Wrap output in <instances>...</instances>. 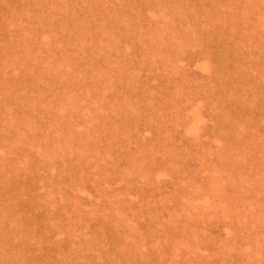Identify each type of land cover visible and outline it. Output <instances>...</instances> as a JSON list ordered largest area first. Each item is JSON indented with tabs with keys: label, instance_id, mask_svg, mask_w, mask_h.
<instances>
[{
	"label": "rangeland",
	"instance_id": "1",
	"mask_svg": "<svg viewBox=\"0 0 264 264\" xmlns=\"http://www.w3.org/2000/svg\"><path fill=\"white\" fill-rule=\"evenodd\" d=\"M0 1L47 7V3L67 0ZM70 1L79 8L95 1L122 6L115 10L103 5L101 9L117 20L119 30L129 38L118 32L107 34L95 25L84 30V38L96 34L106 46L97 42L101 48L66 50L62 41L37 45L27 38L17 40L13 32L17 21L14 16H3L4 28L9 30L4 42L12 45L23 41V52L30 51L33 57L26 59L27 63L36 61L42 66L25 65L8 53L0 57V76L15 78L24 68L65 74L52 75L54 103L49 114L25 118L29 105L38 109L47 106L34 89L50 88L48 77L36 81L34 89L20 84L19 102L6 105L24 120L0 121V221L4 222L0 224V239L16 246L27 240L30 246L24 255L30 254L29 250L35 254L43 251L54 264H122L110 262L111 256L134 264H219L217 252L234 233L231 221L216 215L223 212L222 205L211 202L221 195L211 182L220 171L215 155L226 148L216 119L220 108L212 98L218 76L216 64L185 36L165 32L155 37L149 33L155 27L163 30L160 22L168 25L172 2L178 0H136L138 4L133 5H125V0ZM220 1L218 9L232 12L247 0ZM126 11L142 18L144 28L132 33L136 28H127ZM256 15L262 16L264 11ZM58 29L64 32L66 27L59 23ZM237 34L236 42L264 40V32L254 34L249 25L240 26ZM48 39V29L42 30L38 41L46 44ZM168 41L176 50L166 47ZM233 47L232 53L243 62L258 57L259 68L253 73L264 79V48L242 43ZM72 56L82 59L71 62ZM55 63L64 65L53 66ZM73 63L78 66L69 65ZM49 64L52 66H44ZM240 86L235 87L238 94L255 89L253 84ZM219 95V101L227 105L230 95ZM66 107L75 108V116H64ZM135 113L138 116L133 119ZM99 117L122 120L128 137L120 141L108 124L110 120L102 123ZM158 117L161 124L155 120ZM194 122L196 130L189 128ZM258 134L264 136V128ZM247 151L258 152L255 147ZM221 172L229 183L227 173ZM13 174L19 175L20 184H30L29 190L33 189L23 225L19 217L23 212L13 205V213L8 215L3 196ZM195 189L204 190L211 200L204 194V202L194 199ZM201 207L211 209L203 212ZM177 217L192 225L189 230L182 221L179 232L171 237L164 227ZM43 230L48 232L46 236ZM191 234L212 242H191ZM232 255L235 262L230 264H242L245 249ZM3 257L4 246L0 245V264H4Z\"/></svg>",
	"mask_w": 264,
	"mask_h": 264
},
{
	"label": "bare ground",
	"instance_id": "2",
	"mask_svg": "<svg viewBox=\"0 0 264 264\" xmlns=\"http://www.w3.org/2000/svg\"><path fill=\"white\" fill-rule=\"evenodd\" d=\"M229 2L232 3L233 1ZM221 3L220 0L173 1L171 15L168 17V25L160 22L158 26L164 29L159 31L156 30L157 27L151 28L149 33H151V36L155 37H159L165 32L185 36L187 42L191 45L198 44L201 48L199 50L205 52L216 64L217 71L215 74L218 76L216 91L212 92V98L217 101L220 108L219 115L216 119L222 137L226 142V148L217 152L215 155L217 167L220 171L217 172V175H214L211 182L212 185L221 192V195L211 200L210 196L207 195L204 190L197 191L195 189L193 190L194 194H192V196H194V199L204 202L203 198H207L204 195H207L213 204L222 205L223 207V212H216V215L228 218V220L231 221L234 236L227 241L226 246L224 245L225 248L217 252L218 258L216 260L219 264L234 263L233 252L239 250L243 251L244 249V258L241 257L243 260L242 264H264V136L258 134L264 128V79L257 78L255 72L253 73V69L255 71L259 68L256 63L258 57L254 61L243 62L236 54L232 53L234 50L232 45H238V43L261 45L264 48V40L261 38H256L254 41L251 38L240 40V42L234 40L235 37L238 36L239 27L243 25H249L254 34L260 31L264 32V15H256L259 11H264V0H247L240 8L232 12H222L221 9H218ZM133 4H138V2L136 0H125V5ZM47 5L48 6L45 7L39 4L31 5L23 2L9 3L4 1L0 3V57H7L6 55L9 53L8 56L16 60H22L25 62V65L35 66L36 68L42 66L36 63L34 59L32 60L35 62L27 63L26 59H31L33 57L30 55V51L23 52V41L12 45L4 42V35L9 31L5 30L4 27L6 26L2 20L5 14H7L8 17L9 15H11V17L14 16L13 19L17 21V26L15 25L13 31L18 38L17 40L27 38L32 43L37 45L39 43L43 46H49L51 42L59 43L62 41L63 43H60L67 46L66 50L101 48L97 45V42L106 46V41L101 42V40L96 38V34L87 39L84 38V30L92 28L95 25L102 31L105 30L104 32L107 34L108 32H118L121 35L125 34V32L119 30L117 20L109 18L107 13L101 9L103 5H109L110 8L115 10L122 8V6L117 3L95 1L91 4H87L85 7L79 8L74 5L72 1L67 0L65 2L56 1L51 4L47 3ZM127 11L125 12L124 18L127 28L133 30L136 28L132 33H136L137 28H144L141 23L143 19L126 14ZM59 23L66 27L67 32L66 30L62 32L63 30L60 31L58 29ZM44 29H48L49 36L46 44L38 41V36ZM123 36L126 39L129 38V36ZM251 41H253V43H251ZM139 44L140 43H138V45ZM167 44L169 45H166V47L171 50H176L175 47H172V43L168 41ZM70 59L71 62H76L75 59L82 58L72 56ZM62 65L64 64L55 63L53 66L58 67ZM69 65L74 67L78 66V64L75 65L74 63ZM44 66L52 65L49 64ZM78 73L80 74V72ZM55 74L65 73L49 70L31 71L25 70L24 68V70L19 71L15 78L0 76V121L4 122L5 118H10L15 122L24 120L12 108H6V105L19 102L20 84H26L30 89H34L36 81H43L47 79V77L48 79L50 78V88L39 87L34 89L35 92H39V97L47 106L38 109L30 108L31 106L29 105V109H25V118L27 119L30 117L34 119L40 114L45 115V112L49 114L50 108L54 103L51 102V99H53L52 95L55 82V78L52 75ZM113 82L117 83L118 81L114 79ZM247 84H253L255 89L245 94H238V92L235 91L236 86L241 85L240 87H242ZM220 92L230 95L231 98L227 105H223V103L219 101ZM69 93L71 94L74 92L69 91ZM115 106H118L117 102H115ZM75 111L76 109L73 107H66L64 116L66 114L70 116L74 114ZM73 116H75V114L72 115V117ZM137 116L138 113H135L133 119L137 118ZM99 119L102 123H106L110 120L108 124L114 127L115 133L120 141L128 137L129 132L124 129L122 120L121 122H116L111 117H99ZM155 120L159 124L162 123L161 117L155 118ZM258 125L259 130L257 129ZM189 128L196 130L195 122L191 124ZM161 130L163 129L161 128ZM251 147L257 149V155L250 154L247 151L248 148ZM6 161L8 162L9 160ZM221 171L227 173L226 176L229 178V183H225L221 176L224 173ZM18 176V174L9 175L8 181L4 187L3 196L5 198V205L8 209V215L13 213V205H17L20 208V212H23L19 214L20 222L23 225L25 224L23 221L24 211L29 209V205L33 201L31 197V200H29V194L33 192V187L31 188L32 190H29L28 185L30 184H26L27 186H25L24 183L20 184L21 182H19ZM192 183L194 182L192 181L189 184ZM31 196L33 197L32 194ZM201 208L203 212H208L211 209L208 207ZM32 219L34 221V217ZM182 221L185 222L184 226L190 230L192 224L189 221L177 217L175 222L164 227L165 233L171 237L175 236L181 228L180 225ZM35 223H37L36 220ZM0 224H4L3 220L0 221ZM43 234L46 236L48 232L44 231ZM189 237L191 242H200L209 245L212 242V239L202 240L197 238L194 234L189 235ZM86 243H88V241ZM0 245L4 246V257L1 262L4 264L55 263L53 262L54 260L48 258L49 256H46V253H42L43 251L40 254H35L34 252L32 253V250H29L28 252L31 253L24 255V252H26L30 246L27 240L25 244L16 246L7 239H0ZM62 261H64V258H62ZM109 261L122 262V264H134L124 263L122 260L118 261L113 256L109 258Z\"/></svg>",
	"mask_w": 264,
	"mask_h": 264
}]
</instances>
